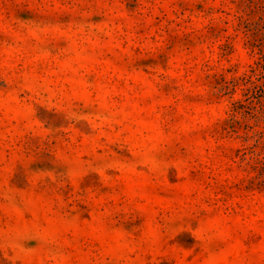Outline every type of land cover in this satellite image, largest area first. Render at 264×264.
<instances>
[{
  "label": "rangeland",
  "instance_id": "374dc122",
  "mask_svg": "<svg viewBox=\"0 0 264 264\" xmlns=\"http://www.w3.org/2000/svg\"><path fill=\"white\" fill-rule=\"evenodd\" d=\"M0 264H264V0H0Z\"/></svg>",
  "mask_w": 264,
  "mask_h": 264
}]
</instances>
